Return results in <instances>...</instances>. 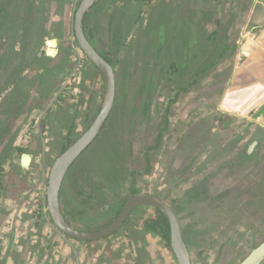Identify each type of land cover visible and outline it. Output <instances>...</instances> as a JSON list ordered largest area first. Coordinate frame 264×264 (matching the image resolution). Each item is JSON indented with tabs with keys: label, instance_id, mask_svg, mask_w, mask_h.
<instances>
[{
	"label": "rangeland",
	"instance_id": "374dc122",
	"mask_svg": "<svg viewBox=\"0 0 264 264\" xmlns=\"http://www.w3.org/2000/svg\"><path fill=\"white\" fill-rule=\"evenodd\" d=\"M80 1L33 0L32 9L0 0V57L15 56L0 63V264H177L168 240L146 230L157 217L150 205L115 234L80 244L49 214L53 162L88 129L105 94L75 36ZM262 26L264 0H101L90 8L85 33L114 67L117 93L105 128L63 181L72 225L104 228L143 190L175 209L192 264H238L264 240V118L248 104L256 75L236 73L252 68L250 34Z\"/></svg>",
	"mask_w": 264,
	"mask_h": 264
},
{
	"label": "water",
	"instance_id": "95a60500",
	"mask_svg": "<svg viewBox=\"0 0 264 264\" xmlns=\"http://www.w3.org/2000/svg\"><path fill=\"white\" fill-rule=\"evenodd\" d=\"M101 0H81L75 16L76 39L87 58L101 72L105 82V94L102 107L96 118L88 129L74 142L69 144L54 161L48 178L47 204L49 214L58 229L73 238L80 240H96L106 237L116 231L129 216L131 211L141 205H152L165 213L171 226V246L176 255L178 264H192L190 250L184 239L182 227L178 215L174 208L164 199L153 193L139 191L131 196L123 206L117 219L109 226L97 231H83L75 228L69 223L61 208V191L63 181L82 153L93 143L102 128L107 122L116 98V73L111 62L103 57L92 45L86 36L84 29V19L90 8ZM48 43L55 45L56 39L48 40ZM31 155H22V165L27 167ZM264 263V240L254 247L238 264H263Z\"/></svg>",
	"mask_w": 264,
	"mask_h": 264
},
{
	"label": "crops",
	"instance_id": "0c3cea01",
	"mask_svg": "<svg viewBox=\"0 0 264 264\" xmlns=\"http://www.w3.org/2000/svg\"><path fill=\"white\" fill-rule=\"evenodd\" d=\"M249 42L254 43L257 47L256 54L254 56L252 55L254 64L252 63V68H248V70L242 68L237 72L238 74H247V76H251L249 75L251 73L256 75L254 90L249 98L252 99L255 104H261L264 102V26H262L259 32L250 34Z\"/></svg>",
	"mask_w": 264,
	"mask_h": 264
},
{
	"label": "trees",
	"instance_id": "16d2710c",
	"mask_svg": "<svg viewBox=\"0 0 264 264\" xmlns=\"http://www.w3.org/2000/svg\"><path fill=\"white\" fill-rule=\"evenodd\" d=\"M140 0H138L139 2ZM153 0H144V2H152ZM143 2V1H142ZM27 5H28V8L32 7V9L35 7L34 6V2L33 0H27ZM1 13L4 14V9L1 10ZM87 17V14L85 16V18ZM26 21H29L28 19ZM26 24V23H25ZM30 25L29 23L26 24V27ZM76 36V34H75ZM7 42H8V47L10 48H14L15 46V43L17 42L16 40H13L12 38L8 37L7 36ZM26 43H24L25 45ZM15 50V49H14ZM13 50V51H14ZM16 51V50H15ZM19 52V51H17ZM16 53V52H15ZM5 54V52H4ZM17 54V53H16ZM18 55V54H17ZM49 57V56H47ZM51 58V59H50ZM13 59H15V56H8V58L4 57V56H1L0 57V63L2 64L1 66H8L10 65L12 62H13ZM50 61L52 63V61L54 60L53 57H49ZM48 65H46V67L44 68V71L43 72H49L48 71ZM42 72V73H43ZM3 87H5L4 84H1L0 85V91L3 89ZM2 105H3V102L0 104V111H1V108H2ZM70 143H65V146L63 147V151L67 148V146L69 145ZM14 184H18V181L14 180L13 182ZM146 227L147 229H150V230H156V231H159V232H162L163 236L167 237L169 240H170V237H171V226H170V223H169V220L167 218V216L162 212L160 211V216L159 218L157 219H150V221L146 224Z\"/></svg>",
	"mask_w": 264,
	"mask_h": 264
},
{
	"label": "flooded vegetation",
	"instance_id": "af4514ba",
	"mask_svg": "<svg viewBox=\"0 0 264 264\" xmlns=\"http://www.w3.org/2000/svg\"><path fill=\"white\" fill-rule=\"evenodd\" d=\"M140 1H144V0H140ZM81 2V1H80ZM80 4V3H79ZM79 6V5H78ZM78 9V8H77ZM87 14V13H86ZM75 16H76V13H75ZM86 16V15H85ZM86 19V18H85ZM85 19H84V23H85ZM237 73V75H238V77H242L243 76V74L242 73H239L238 74V72H236ZM117 86V85H116ZM116 93H117V91H116ZM236 104H238V102H236ZM248 104H251V105H255V103H254V101L253 100H248ZM256 105H259L261 108L259 109L260 111H262L261 112V115L263 114V118H264V102H262L261 104H256ZM101 110V109H100ZM112 111H113V109H112ZM112 111H111V113H112ZM259 111V112H260ZM111 113L109 114V116H108V119H109V117H110V115H111ZM108 119H107V121H108ZM106 124H107V122H106ZM106 124L104 125V127L102 128V130L105 128V126H106ZM252 149H253V146H251L250 148H249V151H248V155H252L253 154V152H252ZM66 150V149H65ZM64 150V151H65ZM64 151H62V152H64ZM56 160V159H55ZM54 163V162H53ZM139 191H143V190H139ZM139 191H137V192H139ZM137 192H135L134 194H136ZM145 192H148V191H145ZM151 193V192H150ZM134 194H132L131 196H133ZM153 194H155V193H153ZM156 196H158V197H160L159 195H157V194H155ZM130 196V197H131ZM129 197V198H130ZM129 198H127L126 199V201L124 202V204L122 205V207H121V209L119 210V212H118V214L116 215V217H115V219H113V221H111V223L110 224H112L116 219H117V217H118V215L120 214V212H121V210H122V208H123V206L125 205V203L127 202V200L129 199ZM161 198V197H160ZM163 199V198H162ZM167 202V201H166ZM147 205V204H146ZM141 206H143V205H141ZM141 206H138V207H136V208H139V207H141ZM150 206H152V205H150ZM154 209H155V211L157 212V217H155L154 219H157V218H159V216H160V209H158V208H156V207H154V206H152ZM136 208L135 209H133L132 211H131V213L134 211V210H136ZM175 210V209H174ZM163 212V211H162ZM130 213V214H131ZM164 213V212H163ZM64 214V213H63ZM129 214V215H130ZM165 214V213H164ZM51 216V215H50ZM129 217V216H128ZM127 217V218H128ZM127 218L124 220V222L122 223V225L116 230V231H114L113 233H111L110 235H112V234H115L116 232H118L119 230H120V228L123 226V224L126 222V220H127ZM168 218V217H167ZM52 219V218H51ZM151 219H153V218H151ZM68 220V219H67ZM169 220V219H168ZM53 221V220H52ZM54 223V222H53ZM70 223V222H69ZM170 223V222H169ZM71 224V223H70ZM109 224V225H110ZM72 225V224H71ZM109 225H107V226H109ZM56 226V225H55ZM74 226V225H73ZM106 226V227H107ZM57 227V226H56ZM75 228H77V229H80V228H78V227H76V226H74ZM58 228V227H57ZM105 228V227H104ZM147 228V227H146ZM100 229H102V228H100ZM100 229H98V230H100ZM80 230H82V229H80ZM146 230H150V229H146ZM83 231H92V230H83ZM93 231H97V230H93ZM61 232V231H60ZM62 233V232H61ZM62 234H64V233H62ZM160 234L161 235H163L162 234V232H160ZM65 236H67V237H70V236H68V235H66V234H64ZM110 235H108V236H110ZM108 236H106V237H108ZM165 237V236H164ZM71 239H74V240H76V241H78V243L80 244V242H90V241H93V240H80V239H76V238H73V237H70ZM103 238H105V237H103ZM167 240H168V242L166 243V245L170 248V249H172V246H171V237H170V240L167 238V237H165ZM101 239V238H100ZM99 239H96L95 241H98ZM79 246V245H78ZM79 249V247H77V249H75V250H78ZM99 251V250H98ZM172 251H173V249H172ZM173 253H174V251H173ZM101 254V252H99V253H97V255L99 256ZM174 255H175V253H174ZM175 257H176V255H175ZM176 262H177V264H178V261H177V258H176Z\"/></svg>",
	"mask_w": 264,
	"mask_h": 264
},
{
	"label": "bare ground",
	"instance_id": "6f19581e",
	"mask_svg": "<svg viewBox=\"0 0 264 264\" xmlns=\"http://www.w3.org/2000/svg\"><path fill=\"white\" fill-rule=\"evenodd\" d=\"M52 44V43H51Z\"/></svg>",
	"mask_w": 264,
	"mask_h": 264
}]
</instances>
